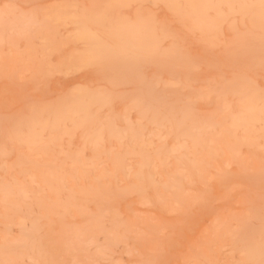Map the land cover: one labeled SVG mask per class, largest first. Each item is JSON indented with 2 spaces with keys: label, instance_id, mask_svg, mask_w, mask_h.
<instances>
[{
  "label": "rangeland",
  "instance_id": "rangeland-1",
  "mask_svg": "<svg viewBox=\"0 0 264 264\" xmlns=\"http://www.w3.org/2000/svg\"><path fill=\"white\" fill-rule=\"evenodd\" d=\"M0 264H264V0H0Z\"/></svg>",
  "mask_w": 264,
  "mask_h": 264
}]
</instances>
